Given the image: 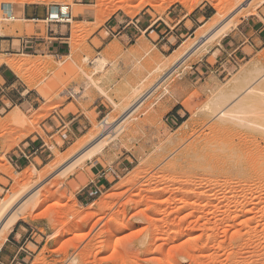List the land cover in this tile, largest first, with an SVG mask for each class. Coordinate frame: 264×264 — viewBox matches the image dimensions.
<instances>
[{
	"label": "rangeland",
	"instance_id": "rangeland-1",
	"mask_svg": "<svg viewBox=\"0 0 264 264\" xmlns=\"http://www.w3.org/2000/svg\"><path fill=\"white\" fill-rule=\"evenodd\" d=\"M60 5L70 6L69 23L49 20ZM229 6L228 0H0V74L7 73L6 81L0 77V204L16 192L15 210L28 201L7 238L12 254L0 256V264H264V121L248 111L264 108V39L238 67L215 72L228 63L226 37L243 20L264 25V0L237 5L222 18L231 25L227 33L175 63ZM25 8L49 12L53 31L67 37L66 51L16 49L17 38L33 32ZM201 8L202 26L167 56L151 46L127 50L112 34L123 21L174 25ZM127 56L135 58L131 84L122 65ZM201 65L214 67L211 79L187 81ZM100 96L108 111L70 143L46 135L43 122L61 107L77 111ZM175 107L187 114L170 129L166 118ZM106 119L113 128H103ZM40 135L47 148L57 146L43 160L29 153ZM97 141L105 142L102 152L68 168ZM110 167L120 169L109 173L111 185L82 202L81 189ZM38 200L43 205L34 208Z\"/></svg>",
	"mask_w": 264,
	"mask_h": 264
},
{
	"label": "crops",
	"instance_id": "crops-1",
	"mask_svg": "<svg viewBox=\"0 0 264 264\" xmlns=\"http://www.w3.org/2000/svg\"><path fill=\"white\" fill-rule=\"evenodd\" d=\"M35 9L25 8L23 10V15L26 18V21L32 22L33 32L29 35L20 36L17 38L19 41L16 44L17 50L27 51L33 54H46L48 52L55 53L57 55L62 54L66 51L65 40L66 35L63 31H53V25L48 23L47 14H41L34 11ZM185 18V19H184ZM207 15L204 12L203 8L200 9L198 14L189 17H183L182 21L172 25L169 19H164L162 22H153L151 23L149 19L137 18L134 20H129L127 23H119L117 27L112 28L113 37L118 38L124 47L127 50H130L132 47H143L148 46L152 47V50L159 55H170V51L179 43L186 42L192 34L194 33L192 27L196 29L201 27L200 24L202 19H206ZM173 21V18H171ZM263 20V19H262ZM41 22H45L46 26L41 25ZM259 19L254 18L253 20H243L240 24L241 28L238 27L234 33L226 37V43L229 48L225 59L228 63H220L217 68H222L220 74L224 73L227 69L226 65L231 67H238L240 63L248 58L253 52H255L259 46L258 42L263 43L264 39V25H261ZM264 24V23H263ZM63 30V29H61ZM11 41V40H8ZM13 41H15L13 39ZM131 43V44H130ZM14 44V43H13ZM135 63V58L127 56L122 61L124 71L126 72V79H130V84L136 80L133 78V66ZM125 64L127 65L125 67ZM208 71L204 67L199 66L195 71H189L185 75L187 81L191 83L202 82L205 83L211 79V76L215 73L213 66L209 67ZM211 69V70H210ZM216 76V75H215ZM220 76V75H219ZM0 77L5 81L7 79V73L5 70L1 71ZM134 80V81H133ZM118 84L121 82L118 80ZM118 84L113 83V87H116ZM67 106L61 107L57 113L52 114L49 119H46L43 122V127L46 135L53 139L55 143H58L55 139V136L60 134L63 144L70 143L74 140L75 137L81 135V133L88 127H91L94 120L100 118L104 113L109 109L106 99L99 97L93 105L80 108L77 107V111H68L63 113L66 110ZM183 112V113H182ZM92 113V117L89 114ZM187 114V111H184L182 108L175 107L173 113H170L166 118V125L170 129L178 125L184 116ZM39 140L37 143H33L29 146L30 156L36 155L34 159L39 158L44 159L46 153L50 152L52 149L47 148V143L45 137L40 135L37 137ZM55 147H57L55 145ZM17 162L19 160L17 159ZM120 169L118 167H110L104 171H101L94 179L86 184L81 189L80 200L82 202L90 201L97 193L101 192L103 189L108 188L111 185L112 181L109 180V173L114 176L118 174ZM84 176L90 175L87 172L83 173ZM10 240H7L4 243L3 247L0 250V256L10 257L12 250L14 249V244Z\"/></svg>",
	"mask_w": 264,
	"mask_h": 264
},
{
	"label": "bare ground",
	"instance_id": "bare-ground-1",
	"mask_svg": "<svg viewBox=\"0 0 264 264\" xmlns=\"http://www.w3.org/2000/svg\"><path fill=\"white\" fill-rule=\"evenodd\" d=\"M244 1H246V0H228V2L230 4V6L228 7L229 9L227 11H224V12H221V10H220V12H221L220 15L211 19V21H209L207 23L205 28H203L201 30V32H200L202 34L201 42L199 44H197L196 46L184 47L183 51H181L178 54L175 63H180L183 59H185V57L190 55L195 50H198L199 48H201L206 43H209L210 41L215 40L216 38L227 33V31H229L231 25L230 24H224L222 22L223 21L222 18H225V17H227V15H231L232 13H234V8L237 5H239V6L243 5ZM246 6H249V4ZM53 13L57 14V10L53 11ZM209 44H211V43H209ZM99 63H100L99 65L102 66L104 64V60L101 59ZM17 67L15 66L14 69L15 68L16 69L21 68V65L19 64V65H17ZM151 89L149 90V93L152 91ZM248 108H249L248 111L250 112L249 115L251 117H253L255 120H257L259 122H261L262 120L264 121V115L263 116L260 115V113H264L263 106L257 107L256 105H249ZM130 112H131V110H130ZM244 118H247V117H244ZM101 125L103 126L104 129L107 130V129H110L111 127L113 128L115 124L112 125V122L107 121V119H106V120L102 121ZM107 133H108V131L105 132V135ZM84 141L86 142V140H84ZM89 142H90V140H89ZM54 147H55L54 143H52V142L48 143L49 149H53ZM104 147H105V142H101V141L94 142L93 145L85 148V150H83L82 152L77 154L72 160H70L67 164L68 168L74 166L75 164L79 163L80 161H85L86 159L90 160L95 154L102 152ZM2 156L5 159L6 153H4ZM67 166H65V167H67ZM16 193H13V195H11L7 199L3 200V202L0 204V250L3 247L5 241L7 240L12 228L14 227L16 222L19 220L20 216L24 214V212L27 208L26 205H27L28 201L26 200L27 202L24 201L26 203L25 206L22 205L20 207V209L17 208L15 210L14 205H15L16 200L18 198V192H16ZM42 205H43V202L41 200H38L37 202H35L34 208H39Z\"/></svg>",
	"mask_w": 264,
	"mask_h": 264
},
{
	"label": "built area",
	"instance_id": "built-area-1",
	"mask_svg": "<svg viewBox=\"0 0 264 264\" xmlns=\"http://www.w3.org/2000/svg\"><path fill=\"white\" fill-rule=\"evenodd\" d=\"M49 20L55 21L57 23H69L72 19V14L70 12L69 5H60L57 8V14L51 11L48 15Z\"/></svg>",
	"mask_w": 264,
	"mask_h": 264
}]
</instances>
